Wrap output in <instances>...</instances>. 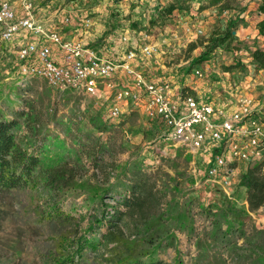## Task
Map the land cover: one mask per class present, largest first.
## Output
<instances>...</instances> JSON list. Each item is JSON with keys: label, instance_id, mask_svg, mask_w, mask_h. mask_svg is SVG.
Returning a JSON list of instances; mask_svg holds the SVG:
<instances>
[{"label": "rangeland", "instance_id": "374dc122", "mask_svg": "<svg viewBox=\"0 0 264 264\" xmlns=\"http://www.w3.org/2000/svg\"><path fill=\"white\" fill-rule=\"evenodd\" d=\"M100 1L105 3L106 10L98 16L101 12L92 9ZM118 1L125 3L124 9L116 5ZM171 1L34 0L40 23L49 28L56 26L66 38L83 34L100 52L123 49L120 35L125 31H146L149 39L145 42L156 43L160 49L155 56L140 61L139 69L146 78L178 81L182 73L186 76L199 66L207 69L201 78L202 84L205 81L203 85L211 87L210 83L217 81L222 83L217 90H222L234 86L235 81L238 84L246 75L255 77L258 67L250 52L255 46L264 47V38L257 37L250 28L251 23L247 22L256 19L254 8L248 10L242 0H178L182 8L168 14L164 11ZM65 16L69 17L68 24L62 22ZM85 18L90 19L86 28L80 25ZM242 27L247 30L241 31ZM197 29L202 32L198 33ZM225 29H232L233 33L228 42L219 44L203 60L196 61L208 37ZM7 47L8 43L0 42V116L10 117L13 110L24 108L23 96L35 94L25 90L26 82L36 79L37 91H41L44 79H21L14 66V54L6 51ZM125 78L119 75L115 80L122 85ZM109 93L107 88L101 97L72 89L52 90L44 99L43 111L50 106L53 108L56 101L55 115L51 117L53 111L48 109L49 118L43 123L42 133L47 134L44 149L64 152L70 163L76 160L72 148L78 144L66 132L67 117L76 122L70 126L71 134L94 133L106 140L107 146L97 164L82 154L80 159L87 169L78 171L71 186L57 194L42 187L1 192L0 206L6 214L0 222V258L14 259V264H51L53 252L59 255L66 247L61 238L75 239L88 225V214L94 209L100 214L103 205L92 191L99 186L119 187L124 170L140 166L154 171L153 180L160 198L153 199L142 214L125 215L118 220L123 245L133 246L135 254L143 259H154L158 255L165 261L180 259L179 264H264V206L249 209L245 189L238 184L239 174L247 164L238 162V171L229 176L227 183L207 178L203 175L206 162L194 159L187 147L165 141L161 136V123L132 107L110 121L107 131L98 134L90 126L88 116L98 112L100 119L106 120ZM200 96L206 99L209 94ZM54 137L64 141V146L54 142ZM40 143L38 139L37 144ZM117 199L116 193L113 197H102V201L109 204ZM55 200L64 212L77 217L74 222L42 216V210ZM166 215H171V219H166ZM106 223L104 220L92 232H87L86 237L99 240ZM154 226L165 230L163 234L173 236L169 234L156 254L147 257L145 243L139 238ZM121 248L120 245L114 248L110 243L98 245L84 250L81 259H86L85 264H99L100 259L109 264L107 259H116Z\"/></svg>", "mask_w": 264, "mask_h": 264}, {"label": "built area", "instance_id": "2783aa9c", "mask_svg": "<svg viewBox=\"0 0 264 264\" xmlns=\"http://www.w3.org/2000/svg\"><path fill=\"white\" fill-rule=\"evenodd\" d=\"M62 22L68 24L69 17ZM89 23L85 18L80 25ZM147 39L146 31L131 29L120 35L123 49L100 52L83 34L66 38L56 26L40 23L34 0H0V42L8 43L6 51L14 54L21 79L39 77L58 92L72 89L98 97L107 88L111 97L106 120L131 107L157 119L162 138L206 162L203 175L213 180L227 183L238 162L251 165L264 158V96L254 97L245 90L247 84L239 83L233 86L234 100L218 104L170 78H146L139 69L141 59L160 52ZM206 70L194 67L191 75L201 79ZM119 75L126 76L122 85L115 80Z\"/></svg>", "mask_w": 264, "mask_h": 264}, {"label": "trees", "instance_id": "16d2710c", "mask_svg": "<svg viewBox=\"0 0 264 264\" xmlns=\"http://www.w3.org/2000/svg\"><path fill=\"white\" fill-rule=\"evenodd\" d=\"M179 1L172 0L165 7L164 12L169 14L175 8H182ZM257 9L262 14L261 18L256 22L257 34L264 38V0L258 1ZM232 36V29H225L215 35L211 34L205 43V49L200 53L196 61L203 60L209 52L213 51L219 44L229 40ZM250 56L258 68H264V47L255 46L251 50ZM36 82V79L34 81L30 79L25 84V90L29 89L35 94H27L22 97L24 108L13 110V115L10 117L0 116V194L2 191L36 190L38 187L57 194L58 191H63L71 186L70 182L74 180L78 171L87 169L85 164L81 162L82 154L86 156L88 161L97 164V160H101V153L107 146V141L101 139L99 135H94V133L89 132L81 136L71 134L69 132L70 126L76 124V122L71 117H67L69 125L66 127V132L69 133L72 141L78 144L77 147L72 148L76 160L70 163L69 156L64 155V152L44 149V140L47 134L42 133L43 123L49 118L46 115L49 112L48 109L53 111L51 117L55 115L56 101H53V108L50 106L43 111L42 103L53 89L44 80L42 90L37 91ZM185 89L191 92L187 88ZM88 122L93 129L98 131V134L107 131L110 128L109 125H111L108 120L100 119L98 112L90 114ZM22 129L25 131L21 134ZM85 137L86 140H84ZM38 139L41 140L40 144H37ZM53 141L63 146L65 144L64 141L57 137H54ZM152 173L154 171L134 166L129 170L128 168L124 170L118 183L119 187L113 189L111 185H107L94 189L92 194L98 195L101 205H103L100 214L97 215L95 209L89 213L88 225L83 233L75 239L70 241L69 237L63 236L61 238L66 247L62 249L63 251L59 255L53 252L51 264H85L86 259H81L84 250L94 249L98 245H107L109 243L113 244L114 248L117 245L122 246L119 253H116V259H107L109 264H179L180 259L176 258L173 261H165L159 258L158 255L154 259L148 257V255L156 254V251L161 247L163 239L167 238L169 234L173 236L172 233L163 234L165 230H158L156 226L139 238L143 244L145 243L147 248L145 255L148 259L137 256L133 246L127 247L121 242L122 232L120 231L121 227L118 220L125 215L142 214L146 206L152 205L151 201L153 199L160 198V195H157L158 189L155 186ZM238 184L245 189V200L249 209L254 210L264 206V158L246 166L239 174ZM115 193L119 195V199L114 204L102 201L103 195L113 197ZM109 207H111L110 210ZM5 214V210L0 206V222ZM41 214L45 218H54L66 223H72L77 218L72 213L64 212L59 207L58 200L49 202ZM166 219H171V215H166ZM104 220L107 222L106 230L101 233L100 239L94 241L92 238H87L86 233L92 232ZM103 261L104 259H100L99 264H104ZM0 264H14V259L2 256Z\"/></svg>", "mask_w": 264, "mask_h": 264}, {"label": "crops", "instance_id": "0c3cea01", "mask_svg": "<svg viewBox=\"0 0 264 264\" xmlns=\"http://www.w3.org/2000/svg\"><path fill=\"white\" fill-rule=\"evenodd\" d=\"M202 1L206 2V0H202ZM258 1L259 0H242V2H243L242 4H245L246 8L248 10L251 8L255 9L254 13L256 15V19H254V20L248 19L247 22L251 23L250 28L252 29L253 33H256L257 37H260L257 34V29H256V22L262 16V14L257 9ZM191 2H196V1L192 0ZM116 5H118L119 7L121 6L122 9L125 8V6H124L125 3H121V1L118 4L116 3ZM92 10H97L98 12L100 11L101 13H98L97 15L98 16L102 15V13L105 12V10H106L105 9V3L100 1L97 4H94V8ZM54 13H52V14H54ZM59 14H61L60 11H59ZM246 16H248V15H246ZM247 27H249V26H247ZM247 27L246 28L242 27L241 31L244 32L245 30H247ZM241 31L239 28V31H238L239 34ZM184 74L185 73H182V75L178 81H176V80H174V81L178 82V85H180V86L185 85L184 87H187V89L190 90L191 93H196L198 95H203L205 93H208L209 94L208 98H211L215 103H218V104H226V102L230 103L231 101L234 100L233 86H230L229 88L223 87L224 89H222V90L218 89L217 90V88H219L222 85V83L214 81V83H210L211 87H205L203 85V84H205V81H203V84H202V79L192 77L191 73H186V76ZM188 76H191V77H188ZM239 80L240 81H238V82L240 84H242V85L247 84V86L246 85L244 86L245 90L252 93L254 95V97H256V94H260L259 97L264 96V95H262V92H264V68H258V70L255 73V77H253L252 75L251 76L246 75L245 77H243ZM236 83H237V81H235L233 83V85H235ZM255 89H259V90L256 91Z\"/></svg>", "mask_w": 264, "mask_h": 264}]
</instances>
